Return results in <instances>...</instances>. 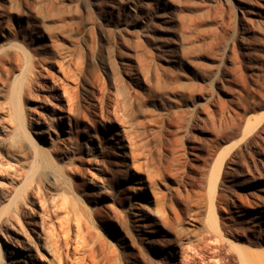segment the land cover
<instances>
[{
  "label": "rangeland",
  "instance_id": "obj_1",
  "mask_svg": "<svg viewBox=\"0 0 264 264\" xmlns=\"http://www.w3.org/2000/svg\"><path fill=\"white\" fill-rule=\"evenodd\" d=\"M8 46L31 55L22 93L29 131L74 163L67 169L81 179L82 200L67 212L48 171L28 184L14 173L32 165L11 115L25 62L19 55L0 64V248L24 253L36 243L34 254L46 253L37 235L40 185L55 223L88 210L97 225L141 242L133 219L117 213L136 202L151 214L150 235L167 239L159 257L188 249L191 264H234L239 250L220 247L208 228L216 194L219 212L244 204L242 224L261 221L264 249V0H0V49ZM19 182L36 200L21 206L38 223L9 218L16 208L8 194ZM154 193L169 220L148 200Z\"/></svg>",
  "mask_w": 264,
  "mask_h": 264
},
{
  "label": "bare ground",
  "instance_id": "obj_2",
  "mask_svg": "<svg viewBox=\"0 0 264 264\" xmlns=\"http://www.w3.org/2000/svg\"><path fill=\"white\" fill-rule=\"evenodd\" d=\"M19 55H21L25 63L22 64V70L20 74L14 76L11 93V115L13 116L16 132L23 138V142L31 152L32 165L30 171L14 173H16L18 176H26V179L24 178L25 181L27 180L25 184H28L30 183V175L37 172L38 169H41L45 172L48 171L50 178L53 180L58 179L60 181L59 186L62 195L61 197L63 198L61 207L65 208L68 212V209L71 207V204L74 201H77L78 203L82 200L75 192L76 187L81 185V179L77 174H75L76 172L72 174L67 169V165H72L74 163L67 164L63 160H60L58 156L62 153L58 149H54L45 145V143L31 135L29 131L30 121L26 116V112L22 103V93L23 90H25V86L27 84L26 79L31 68L29 64L31 63L29 62L31 55H29L25 49L15 54L13 53L10 46L4 47L3 49H0V64H8L9 62L16 59L18 61V59H20ZM85 116L86 112H80L76 114L75 127H80L81 117L83 118ZM95 141V143L100 145L101 140L97 133L95 134ZM79 170L82 171L81 168ZM15 171L19 170L17 169ZM80 173L81 172H79V174ZM19 183L13 184L14 188L13 190L10 189V192H12H9L10 194H8L10 205H15L16 208L15 211L13 210L14 212L12 211L13 213L9 214V218L16 217V219L18 218L17 220L19 223H26V219L33 221L34 217L31 216V213L23 210L21 201L31 204L36 200L33 201V199H31L30 192H25L27 190L25 185L23 186L22 183H20L21 185ZM218 184L219 179H216L213 184L214 190H217ZM21 186H23L25 191H23ZM35 193L37 196V201L40 204V213L42 214H40L41 220L38 224L37 235L39 237L40 233V235L43 236L44 244L46 246L44 249L46 248V253L43 252L40 255H35V246H37L36 243L31 244V246H29L24 253L6 246L4 249L0 248V264H42L43 260L41 256H43L45 259V264H144L145 257L143 258V256L147 254L153 259L150 260L156 261V264H170L165 259H169L171 256L174 261L173 264L192 263V258L188 249H184L181 252L178 251V253L177 249H174L171 256L162 254L163 256L161 255L162 257H159V255H157L158 253L155 254L159 249L164 250L168 248L169 244H167L168 242L165 241L166 238L162 240H155L154 237L150 235L156 231L154 228L155 226L153 227L152 223L149 222L151 214L148 215V210L144 211L142 209L143 207H139L136 202L130 203V210L119 209L117 210V213L122 217L127 216L133 219L139 236L141 237V242L138 241L139 243L135 241L130 234H127L131 232L130 230L126 233V236L123 237L115 230L111 231L105 226L102 227L97 225L94 218L84 214L88 210H85L86 212L75 211L77 214L74 218H72L70 214L61 220H58L60 222L55 223L53 221V217L56 212L54 213V208L51 205L49 198H47L45 190H43V188L38 185L35 189ZM211 198V207L208 217L210 220L208 223L210 221L211 222L208 224V228L216 236L217 244L220 247L227 246L229 252L235 248L239 250V254L234 259V264H264V249L263 247L259 248L262 245L261 221L254 222L252 225L242 224L243 214L241 209L243 208L244 204L236 205V207L240 210H227V212H219L215 207L217 202H220L219 195L216 196L215 194L213 197L211 196ZM148 200L155 204L157 213L160 214L166 221L169 220L171 216H173H170L171 212H168L163 207L164 205L157 194L154 193V196L152 198L150 196ZM254 204L258 207L261 206L257 200L254 201ZM69 212L71 211L69 210ZM258 212L264 213V208L260 207ZM87 213L92 214L91 212ZM175 213L176 212H174V217L178 219L179 216ZM10 220L8 221V219H6V223L9 222L8 224H10L12 221ZM34 222H37V220H34ZM177 224L179 226V222ZM21 225L23 226L24 224ZM128 229L130 228L128 227ZM238 235L244 236L246 242L254 247V249L240 245L241 238H238ZM169 240L171 242L172 239ZM1 249L2 251L4 250L3 253L1 252ZM47 253L52 255L51 260H46ZM6 261H8V263Z\"/></svg>",
  "mask_w": 264,
  "mask_h": 264
}]
</instances>
